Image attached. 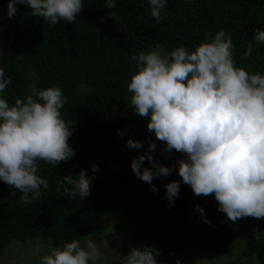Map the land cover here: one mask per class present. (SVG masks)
I'll return each mask as SVG.
<instances>
[{
	"label": "trees",
	"instance_id": "trees-1",
	"mask_svg": "<svg viewBox=\"0 0 264 264\" xmlns=\"http://www.w3.org/2000/svg\"><path fill=\"white\" fill-rule=\"evenodd\" d=\"M9 0H0V67L11 79L0 96L13 104L31 94L33 87H59L67 97L62 118L72 129L69 144L75 155L67 162L50 165L39 162L38 174L49 187H41L39 200L22 202L19 190L0 181V252L10 240L47 239L51 246L62 247L83 236L104 230L102 217L127 221L159 199H166L168 211L179 214L185 207L204 209L199 220L206 240V252L221 256L230 244V228L221 220L214 194L197 196L179 176L181 152H165V144L147 132L142 147L130 149L127 140H135V110L110 113L118 103L132 74L137 69L133 55L148 52L157 44L169 52L184 46L190 52L204 40L205 32L224 30L234 44V60L250 73L264 75V44L254 40V30H264V0H167L163 19L151 16L148 0H116L113 9L105 0H82L83 7L75 23L63 20L52 25L42 17L32 16L25 4H17V13L9 18ZM113 13L114 15H110ZM183 17V18H181ZM249 43L251 56L245 58ZM156 142V162L170 166L168 176L143 182L133 172L131 161L148 151V142ZM98 166L93 171L92 165ZM152 165L145 160L143 167ZM81 169L91 178L87 197H68L64 177ZM179 181V194L170 201L165 185ZM153 185L158 189L152 191ZM175 235L184 236L182 213ZM245 242L238 259L228 264H264V218L248 217ZM210 221L206 223L205 221ZM160 232V231H159ZM151 239L158 249L175 247L164 234ZM260 239H256V235ZM240 258H245L242 263ZM113 264H119L114 262Z\"/></svg>",
	"mask_w": 264,
	"mask_h": 264
},
{
	"label": "clouds",
	"instance_id": "clouds-1",
	"mask_svg": "<svg viewBox=\"0 0 264 264\" xmlns=\"http://www.w3.org/2000/svg\"><path fill=\"white\" fill-rule=\"evenodd\" d=\"M151 16L159 23L167 0H148ZM17 4L30 8L32 16L55 25L63 20L75 23L82 0H9L8 16L14 18ZM116 0H105L113 9ZM110 15H114L110 13ZM183 18V17H181ZM253 40L264 44V30L255 29ZM249 43L244 57L251 56ZM137 71L132 74L127 102L141 117H150L147 129L165 144V152L184 154L179 160V176L197 196H215L218 210L235 223L247 217L264 218V75L238 67L234 44L224 30L204 33V40L189 51L184 46L170 52L157 44L148 52L133 55ZM11 79L0 67V93ZM67 102L61 88L33 87L31 94L13 104L0 96V181L19 190V199L39 200L41 187L49 183L38 174L39 162L58 165L75 152L69 144L72 129L62 118ZM130 149L140 141L127 140ZM156 142L149 140L148 151L133 158L131 168L143 182L168 176L173 168L156 162ZM147 160L152 166L143 167ZM93 171L98 170L96 164ZM68 197H87L91 178L81 169L64 177ZM171 202L179 194L180 182L165 185ZM152 191L158 189L153 185ZM198 212L204 209L196 206ZM210 223V221H205ZM256 239H260L257 234ZM152 246H132L123 264H159ZM104 252L94 239L72 240L54 247L40 258V264H102Z\"/></svg>",
	"mask_w": 264,
	"mask_h": 264
},
{
	"label": "rangeland",
	"instance_id": "rangeland-1",
	"mask_svg": "<svg viewBox=\"0 0 264 264\" xmlns=\"http://www.w3.org/2000/svg\"><path fill=\"white\" fill-rule=\"evenodd\" d=\"M130 96L128 90L124 92L121 100L114 104L110 113H128L134 108L127 102ZM150 117L138 116L135 122V141L145 137ZM182 213L187 217L185 222L184 236L175 235L179 219ZM198 211L192 207H185L179 214H171L168 211L167 200L159 199L150 206L141 209L135 217L127 221L102 217L101 223L104 230L98 234L81 237V242L94 239L104 252L102 264H123L126 255L132 246L143 248L145 245L158 250L156 259L159 264H228L238 259V252L245 242V226L248 217L230 221L223 213L221 220L230 228V244L226 253L221 256L209 255L206 252V240L204 231L200 227ZM161 232L166 236V242L172 241L174 248L164 251L157 248L151 236ZM159 232V233H160ZM54 248L47 239L33 238L25 242L10 240L0 252V264H40V258L48 254ZM246 263L245 258H240Z\"/></svg>",
	"mask_w": 264,
	"mask_h": 264
}]
</instances>
